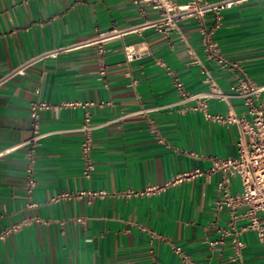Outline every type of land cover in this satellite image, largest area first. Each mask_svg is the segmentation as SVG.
Instances as JSON below:
<instances>
[{"label":"crops","instance_id":"0c3cea01","mask_svg":"<svg viewBox=\"0 0 264 264\" xmlns=\"http://www.w3.org/2000/svg\"><path fill=\"white\" fill-rule=\"evenodd\" d=\"M159 17L131 0H0V151L30 136L31 102L49 105L39 121L50 132L35 151L31 191L26 148L0 156V231L17 226L0 241V264H264L245 206L218 208L222 173L209 172L212 158L237 154L238 125L205 119L173 83L200 91L208 73L226 93L243 75L264 84V0H234L222 12L212 33L217 58L193 15L168 35L152 25ZM213 21L207 12L208 28ZM127 45L146 53L127 62ZM207 111L249 119L235 96L208 100ZM86 114L96 125L89 177L80 151ZM195 169L203 174L158 193L123 194ZM240 188L231 177L229 191ZM81 190L106 195L51 200Z\"/></svg>","mask_w":264,"mask_h":264},{"label":"built area","instance_id":"2783aa9c","mask_svg":"<svg viewBox=\"0 0 264 264\" xmlns=\"http://www.w3.org/2000/svg\"><path fill=\"white\" fill-rule=\"evenodd\" d=\"M136 5H147L160 12L159 19L154 25L159 32L168 35L170 31L178 29V21L189 15H193L198 21V28L201 34V42L208 57L217 58L216 43L212 39V33L220 24L222 12L232 7L234 0H224L215 4H210L204 0H187L184 5H179L173 0H131ZM185 7L184 9L182 8ZM207 12L213 14V25L208 28L205 23ZM99 52L104 53L103 47H99ZM146 51L138 45H127L124 47V56L127 62H132L141 58ZM220 62V59H218ZM100 72L104 74L105 69L102 67ZM15 73H23L18 69ZM206 86L204 89L196 92L185 90L183 83L177 78H173L174 86L181 96L183 102H192L191 108L194 111L203 113L205 119L220 124L236 123L239 127V138L237 142V154L225 158H212L209 172L220 171L222 179L217 183L218 201L217 206H227L231 211L238 206H245L242 216L246 219V228L255 233L258 242L264 248V101L258 100V96L264 91V84H256L249 80L247 76L239 77L238 82L231 86V93L224 92L217 82L207 73ZM230 96L240 98L246 108L247 118H238L232 113L223 115L221 113H209L207 111V102L210 99L217 101H227ZM93 102H76L65 105L90 106ZM49 105L44 102H31L28 115L31 120L30 136L21 143L8 146L0 151V156L25 147V179L28 191L35 186L34 178V156L37 146L46 138L50 132L41 130L39 121V111L48 108ZM140 112L146 109H140ZM96 125L90 122L88 114L83 119L80 126L82 140L80 144L81 158L83 160V174L89 177L92 170L90 155L92 151L93 133ZM203 172L195 169L174 176L161 185L152 184L143 189H129L123 192L127 196H147L158 193L170 185H174L184 179L194 178L202 175ZM231 177H237L240 183V190L235 194L229 191ZM105 191L81 190L75 193L68 191L54 194L52 201L60 199H69L72 197H103ZM262 213V214H261ZM17 229V226L7 227L0 231V241L3 240L10 232ZM235 250L242 247V242L233 237ZM174 252L182 256V249L174 246Z\"/></svg>","mask_w":264,"mask_h":264}]
</instances>
